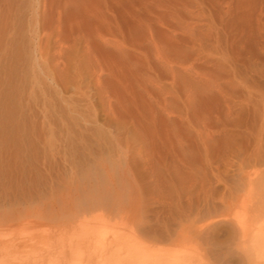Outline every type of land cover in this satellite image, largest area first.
Segmentation results:
<instances>
[{
  "label": "rangeland",
  "instance_id": "1",
  "mask_svg": "<svg viewBox=\"0 0 264 264\" xmlns=\"http://www.w3.org/2000/svg\"><path fill=\"white\" fill-rule=\"evenodd\" d=\"M235 5L0 0L1 264H53L34 257L39 244L56 239L59 250L81 235L77 220L107 217L117 202L129 214L131 195L171 158L211 178L255 172L264 201V0ZM83 6L100 7L105 23L78 25ZM145 130L169 131L174 145L153 147ZM212 187L218 195L223 183ZM211 230L191 243L196 264L224 250L204 238Z\"/></svg>",
  "mask_w": 264,
  "mask_h": 264
},
{
  "label": "bare ground",
  "instance_id": "2",
  "mask_svg": "<svg viewBox=\"0 0 264 264\" xmlns=\"http://www.w3.org/2000/svg\"><path fill=\"white\" fill-rule=\"evenodd\" d=\"M246 1L251 0H235L236 8ZM119 3L118 1L117 4ZM89 5L91 6L90 3ZM88 6L76 10L74 20L78 25H87L89 29L103 25L105 20L104 16L101 17V8ZM171 135L169 131H165L161 137L146 130L143 132L145 140L153 147H158L160 143V148L167 147L166 149L174 145ZM189 160L171 158L161 161L164 169L156 168L150 173L146 184L144 182L147 189L144 188L145 190L129 198L130 205L124 208L129 214L122 213L117 202L107 217L104 214L105 216L94 220L81 215V220H77L78 223L73 226L75 229L80 228L79 237L71 240L70 237L66 238L68 241L61 242L59 250L57 240L50 237L51 240L39 244L34 257L50 260L53 264H145L142 259L152 254L154 260L150 261L151 264H196L197 259L194 258L197 250L191 243L198 240L201 233H207L206 230L210 227V238H207L208 235L204 238L212 241L211 244L217 246L218 250H224L214 254L210 261L207 259L205 264H264V201H258L260 193L255 192V184L260 182L256 181L258 174L256 176L255 172H246L225 179L218 176L211 178L202 172L193 173L196 167ZM157 164L159 165L158 162ZM212 182L223 183V189L218 195L214 193ZM261 196L264 195L261 193ZM136 208L143 212L142 216L138 212L136 215H133L134 212L132 214ZM10 220L1 224L5 226L4 232L8 229ZM12 226H9L11 230L14 229ZM105 226L114 229L107 239L101 235ZM112 229L109 228V231ZM11 230H7L10 233H5L8 235L5 244L14 247L18 238L15 236L16 232ZM173 236L179 240L172 246L151 244ZM66 239L63 237L62 240ZM134 239L136 243L130 246L129 243ZM120 246L126 248L123 252H116V248Z\"/></svg>",
  "mask_w": 264,
  "mask_h": 264
}]
</instances>
